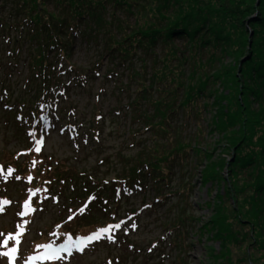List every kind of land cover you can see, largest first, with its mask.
<instances>
[{
	"label": "rangeland",
	"instance_id": "1",
	"mask_svg": "<svg viewBox=\"0 0 264 264\" xmlns=\"http://www.w3.org/2000/svg\"><path fill=\"white\" fill-rule=\"evenodd\" d=\"M0 4L4 5L1 13L8 23L14 19L15 24L17 20L26 22L23 15H18L11 0H0ZM255 4L258 6L259 2ZM48 7L55 9L53 4ZM115 12L117 17L113 23L117 24L114 29H118L119 19L128 18L123 9ZM110 13L111 10L105 15L108 21H111ZM255 16L245 18V29L251 38L254 31L248 19ZM135 17L132 16L128 23L134 24ZM5 27L10 29L8 33L4 31ZM27 28V23L17 28L10 24L0 26V251L17 246L19 234V251L14 264H25L26 261L28 264H111V261L113 264H210L212 251L220 245L213 242L209 231L212 219L219 215L220 209L230 220L228 225H237L242 219L243 224H239L238 229L244 234L251 232L253 236L261 229L264 231L263 227L257 232L254 230L252 215L240 216L238 205H245V210L251 212L246 206H249L250 196L254 195V188L247 184L253 185V182H247L245 169L240 171L241 164L237 161L239 166L234 164L236 151L225 149L228 144L221 142L222 133L216 130V125L221 123L219 103L229 107L234 101L239 102L249 107L251 114H256L251 117L248 134L253 132V127L257 133L246 145L257 147L259 158L264 154V128L259 126L260 123L254 124V121L258 122L257 118L264 121V112H258V100L254 97L245 98L243 89L247 86H241L242 82H252L248 75L247 78L242 76L243 62L248 55L238 61L228 53L229 50L223 53L220 72L212 67V75L217 77L211 80L212 95L208 100H198L193 107L182 108L180 101H176L177 110L167 122L168 132L161 134L153 126V120L147 121L146 117L155 115L156 101L174 103L166 87L174 89L177 85L172 79H164L149 90L152 97L144 98L137 90L141 77L134 79V71L145 72L146 84L151 85L153 74L166 70L163 48H156L157 56L151 53L148 57L140 50L138 55L123 63L120 52L117 56L112 55L105 48L106 40L110 38L107 34L89 40L84 36L83 28L76 29L68 51L57 55L65 45L53 48L49 66H46L48 75H55V83L61 87L53 91L48 102L37 106L35 94L46 79L36 77L29 63L32 62L29 57L31 41ZM7 36L20 38L23 53L18 52V63L8 61L14 59L15 53L10 52L12 44H8ZM177 44L184 52L185 46L181 42ZM178 62L173 61L170 69L177 68L188 74L189 64ZM250 74L254 75V72ZM30 78H36V81L28 88L25 83ZM135 98H138L136 106L142 115L132 110ZM205 104L210 106L207 110ZM136 114L139 116L135 117ZM33 116L39 118L37 131L33 130V123L37 122ZM182 139L196 147L198 153L189 148L183 155H177L168 168L165 166L164 175H156V180L149 175L142 176L147 183L145 189L128 187L116 197L117 201L120 199L118 205H113L114 197L109 199L107 207L113 205L114 210L110 211L113 217L108 213L100 215L103 220L98 225L84 227L81 235V238L88 237L91 232V236L104 226L108 229V237L90 242L83 253L76 252L68 259L29 261L30 257H40L47 251L39 246L57 241L48 231L59 230L64 224L61 221L71 220V215L62 202L46 200L47 185L42 181L35 184L40 176L37 170L16 167L25 155H19L17 161L15 152L29 151L31 158L37 161L45 155V160L57 159L62 167L70 166L74 170L90 172L100 181H111L132 173L131 168L138 166V160L155 161L157 152L173 149ZM2 160L6 164L1 165ZM8 166L18 169L15 176L7 172ZM208 173L214 178H206ZM29 179H35L34 185L30 182V186L26 185ZM29 192L35 196L33 204ZM4 200L9 203L4 204ZM241 211L245 213L242 207ZM117 224L119 228L114 227ZM58 230L55 233L60 235V240L65 236L66 228ZM9 236L12 239L9 240ZM5 240H8L7 247L3 243ZM60 244L63 243H55L57 247ZM250 245L252 242L247 241L243 247L246 261L237 264H264V251L254 250ZM232 250L238 259L240 252L237 248ZM0 264H10L9 258L0 256Z\"/></svg>",
	"mask_w": 264,
	"mask_h": 264
},
{
	"label": "trees",
	"instance_id": "2",
	"mask_svg": "<svg viewBox=\"0 0 264 264\" xmlns=\"http://www.w3.org/2000/svg\"><path fill=\"white\" fill-rule=\"evenodd\" d=\"M257 1L258 6L255 4ZM11 2L12 5L14 3L18 15H23L26 22L17 20L15 24L14 19L13 22L8 23L1 13L4 5L0 4V26L10 24L11 27L17 28L25 23L28 25L27 30L31 41L29 57L32 60L29 63L37 74L36 77L46 79L40 86L38 85L39 88L36 87L38 88V93L35 94L38 97L37 106L48 102L53 96V91L61 87L55 83L57 77L48 75L46 71L49 66L48 60L54 52L53 48L58 49L64 44L65 46L57 53L62 55L60 53L68 51L67 49L73 44L75 30L83 28V34L89 40L97 39L100 34H107L110 38L106 40L105 48L112 55L117 56V52H120L123 63L138 55L140 50L145 57H148L151 53L157 56L156 48H163L165 54L162 55V59L165 58L166 70L160 74L155 72L151 85L146 84L145 72L142 74L141 71H134V79L138 80V77H141L137 90L143 94L144 98L152 97L153 94L150 91L164 79H172V83L177 85L174 89L166 87V90H170L174 103H165L160 100L153 102L156 105L155 115L146 117L147 121L153 120V126L161 134L168 132L167 122L177 110L175 109L176 101H180L179 106L182 108L193 107L198 100L202 98L208 100V97L212 95L211 80L213 77L217 78L216 75H212L214 74L212 67L216 68L217 73L220 72L221 56H224L223 53L228 50V53L238 61L248 55L243 62L245 66H243L242 76L247 78L248 75L252 82L247 84L244 81L245 83L242 82L241 86H247L243 89L246 93L245 98L249 100V96L254 97V100H258L256 102L260 108L258 112H264V0H11ZM49 4L54 5V11L48 7ZM121 9L125 10L128 19L124 21L119 19L118 27L120 28L114 29L117 24L113 23L117 17L115 11ZM110 10L111 21H108L105 15ZM253 14L256 16L248 19L254 31V36L251 38L250 32L248 33L245 29L247 21L245 18ZM132 16H136L134 24L128 23ZM3 29L7 33L10 31L6 27ZM6 40L8 44H12V48L14 47L10 52L15 53L12 57L14 59L8 61L18 63V52L23 53L19 45L20 38L11 39L7 36ZM177 40L185 46L184 52L177 44ZM176 60L180 65L184 62L189 64L188 74L177 68L170 69L171 64ZM143 62H146L145 58ZM132 65L133 62L130 67ZM178 68L181 67L178 66ZM250 72H254L255 76ZM34 81L36 78L27 79L25 85L28 83L29 88ZM235 87L239 91V87ZM137 103L138 98H135L132 110L141 114L136 106ZM235 103L236 101L229 107L219 103L221 108L218 118H221V123L216 125V130L222 133L221 142L228 144L225 149L236 151L234 164L236 161L241 164L240 171L245 169V174L248 176L247 182H253V185L247 184L254 188V195L249 197V206H246L251 212L245 210V205H238V208L241 217L252 215L254 219L252 226L257 232L258 228H264V154L259 158L257 155L259 149L250 144L246 145L257 133L253 127V132L248 134L251 117L256 114H251L249 107L239 102ZM209 107V104H205L204 108L207 110ZM136 116L139 115L136 114ZM144 116H146L145 113ZM241 119L245 121L242 122ZM256 121L258 122L254 121V124L260 123L259 126L264 128V121L259 118ZM189 148L198 153L196 147L186 144L183 139L177 141L173 149L157 152L155 161L138 160V166L135 169L131 168L132 173L118 176L111 181H100L90 172L74 170L70 166L62 167V163L57 159L45 160V155H42L41 161H37L36 158H31L29 151L25 152L24 161L18 165L20 169L28 167L37 170L40 176L36 178V182L43 181L47 184L48 194L56 200H61L67 211L72 208L77 212L76 220L59 228V230L66 228L65 233L75 235L84 227L98 225V222L103 220L99 218L100 215L108 213L112 216L113 212L110 211L114 210L113 205H118L120 200L117 201L116 197L128 190V187L132 190L145 189L147 183H144L142 176L149 175L155 179L156 175H164L165 166L168 168L177 155H183ZM1 163L5 162L2 160ZM205 177L210 180L214 178L209 173ZM205 181L207 182L208 179ZM34 182L35 180L32 184ZM112 197L116 202L108 208L109 199ZM245 202L247 203V200ZM241 207L244 208L245 213H242ZM222 211L220 209L219 215H215L211 222L212 227L209 232L213 242L219 243L220 247L212 251L213 257L210 264H237L239 261H246V252H243V247L247 241L252 242L250 245L253 246L252 249L264 251L262 229L253 236L251 232L244 234L243 230L238 229L239 224L241 226L243 224L242 219L237 225H228L230 220ZM233 248H237L240 252L238 259L235 258ZM263 258L264 255L262 260Z\"/></svg>",
	"mask_w": 264,
	"mask_h": 264
},
{
	"label": "snow or ice",
	"instance_id": "3",
	"mask_svg": "<svg viewBox=\"0 0 264 264\" xmlns=\"http://www.w3.org/2000/svg\"><path fill=\"white\" fill-rule=\"evenodd\" d=\"M39 150V149H37ZM4 204L9 203L8 201H3ZM25 208H28V205H25ZM114 227L119 228L120 225L117 224ZM135 227V226H134ZM108 229H101L100 232H107ZM101 238L100 233H95L91 236L88 237H82L80 238L79 242L74 241V240H70L68 244H60L58 247L53 243L50 242L48 244L45 245H41L39 247H42L44 249H47V251H45L43 253L42 256L37 257V256H32L29 258V261H35L36 259H45V260H60V259H68L70 257L73 256L74 253L78 252V253H83L85 248L89 246L90 242L94 241V240H99ZM9 240L12 239V236H9L8 238ZM114 239V238H113ZM20 242V236L19 234L16 236V245L17 246H13L11 248H8L7 251H0V256H7L10 260V264H14L15 259L17 257ZM4 246L7 247L8 245V240H5L4 242ZM71 244V247L69 246ZM67 254V255H65ZM25 264H28V261L25 262Z\"/></svg>",
	"mask_w": 264,
	"mask_h": 264
}]
</instances>
